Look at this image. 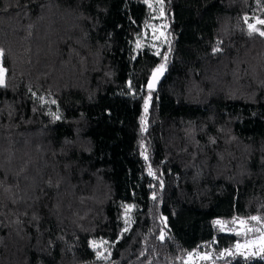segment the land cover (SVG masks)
Masks as SVG:
<instances>
[{"label": "trees", "instance_id": "16d2710c", "mask_svg": "<svg viewBox=\"0 0 264 264\" xmlns=\"http://www.w3.org/2000/svg\"><path fill=\"white\" fill-rule=\"evenodd\" d=\"M153 2L0 0V264H182L264 219V0H163L158 51Z\"/></svg>", "mask_w": 264, "mask_h": 264}, {"label": "rangeland", "instance_id": "374dc122", "mask_svg": "<svg viewBox=\"0 0 264 264\" xmlns=\"http://www.w3.org/2000/svg\"><path fill=\"white\" fill-rule=\"evenodd\" d=\"M161 6L158 2L152 3V20L149 21L146 25L145 31L143 32V38H138L137 41L140 44V47L147 45L154 50L158 51V48L161 46V42L163 39V15H161ZM259 19H256L252 22L249 21V24H253L258 27L257 24ZM137 43V42H136ZM1 65V64H0ZM132 209V208H131ZM260 218V217H259ZM124 222L127 224L125 229L132 224V217L130 213H124ZM246 223L245 230L239 232L240 235L238 239L235 241V244L230 247L223 249L221 251L218 250L214 245H210L205 250L200 249L198 251L192 252V257L189 259V255L182 264H227V261H224L225 258L228 257H257V256H264V252H261L259 243L246 247L241 248L239 250L240 255L237 253L236 244L239 242L240 244H245L247 241H259V238L262 234H264V219L260 218L259 221H254L251 219H247L244 221ZM245 227V225L243 226ZM251 228L253 231L248 232L246 229ZM259 229V231H256ZM237 233V232H236ZM228 251H231L233 255H228ZM197 253L199 255H197ZM207 254L209 259H201V256Z\"/></svg>", "mask_w": 264, "mask_h": 264}, {"label": "snow or ice", "instance_id": "6c2138e0", "mask_svg": "<svg viewBox=\"0 0 264 264\" xmlns=\"http://www.w3.org/2000/svg\"><path fill=\"white\" fill-rule=\"evenodd\" d=\"M146 2H147V0H146ZM158 2L161 4V10L160 11H161V15H163V7H162L163 0H158ZM151 6L152 5L149 4V7H151ZM258 23L261 24V25H264V20H259ZM248 27H249V34H251L252 32H258L260 36H264V31H261L260 29L256 28L255 25L249 24ZM139 47H140V44L138 42L137 43V48H139ZM214 51H220V49L217 48V49H214ZM157 54L159 55V53H157ZM2 56H3V50L0 49V57H2ZM164 60H165V62L167 61V56L166 55L164 57ZM164 70H165V65L162 64L153 72L152 80L149 82V85H148V88L150 90L149 91V96L144 101V112H145V115L148 112L149 102L151 100V89L154 88V85H155L159 75L162 74ZM6 72H7V70L2 65H0V87L6 86V83H5ZM53 103H55V102L53 101ZM53 115H54V119H57V120L60 119V117L58 115H55V114H53ZM145 159H147V156H145ZM148 174L149 175H154V173L151 171V168H149V173ZM153 199H155V197H153ZM131 207L132 206H126V208H125L126 214L131 211ZM250 219L254 220V221H259L260 218L254 216V217H251ZM214 223L220 227L221 231H223L225 229V227H226L225 223L220 221V220L214 221ZM240 225H241V227H243L245 225V222L244 221H240ZM125 231H127V229H125ZM246 231L251 232V231H253V229L248 228V229H246ZM256 231H259V229H256ZM236 234L240 235L239 232H237ZM164 235L165 234H164V232L162 230L161 234H160V237H159L162 241L164 240ZM104 243H106V242H104ZM257 243H259L261 252H264V234H262L261 237L259 238L258 242L257 241H247L245 244H240L238 242L236 244L237 253L240 254V255H243V253L239 252V250L241 248H246V247L255 245ZM92 247L93 248H97V247H99V245H97L95 242H93L92 243ZM101 255H102L101 253H99V252L97 253L98 257H100ZM192 255H193L192 253H189V259H191ZM197 255H199V254L197 253ZM228 255H233V253L231 251H228ZM245 258H247V257H245ZM262 258H264V257H262ZM201 259H209V256L207 254H205V255L201 256ZM186 264H187V262H186Z\"/></svg>", "mask_w": 264, "mask_h": 264}, {"label": "water", "instance_id": "95a60500", "mask_svg": "<svg viewBox=\"0 0 264 264\" xmlns=\"http://www.w3.org/2000/svg\"><path fill=\"white\" fill-rule=\"evenodd\" d=\"M165 76H166L165 73H162V74L159 75V77H158L153 89L157 90L159 88V86L162 83V81L164 80ZM152 77H153V74L151 75L149 82L152 80Z\"/></svg>", "mask_w": 264, "mask_h": 264}]
</instances>
